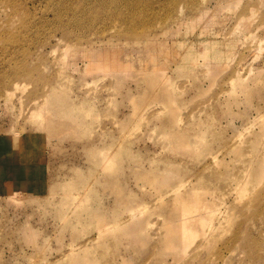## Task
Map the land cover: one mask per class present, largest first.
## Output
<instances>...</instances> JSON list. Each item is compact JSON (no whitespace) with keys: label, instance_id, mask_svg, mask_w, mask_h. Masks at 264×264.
Wrapping results in <instances>:
<instances>
[{"label":"rangeland","instance_id":"obj_1","mask_svg":"<svg viewBox=\"0 0 264 264\" xmlns=\"http://www.w3.org/2000/svg\"><path fill=\"white\" fill-rule=\"evenodd\" d=\"M260 170L264 0H0V264H264Z\"/></svg>","mask_w":264,"mask_h":264},{"label":"bare ground","instance_id":"obj_2","mask_svg":"<svg viewBox=\"0 0 264 264\" xmlns=\"http://www.w3.org/2000/svg\"><path fill=\"white\" fill-rule=\"evenodd\" d=\"M234 2H235V5H236L237 2H238V0H234ZM262 2H263V1H262ZM230 3H231V2H230ZM251 12H252V11H251ZM108 58H110L109 54H108ZM108 58H107V59H108ZM106 61H108V60H106ZM104 63H105V61H103V63H102V60H99V61H98V64H99V65H98L97 67L99 68V70H102L101 67L104 65ZM111 66H113V65H111ZM111 66H109V68H111ZM25 70H26V69H25ZM30 70H32V69H29V71H30ZM21 71H22V69H21ZM29 71H27V72L29 73ZM17 72H18V71H17ZM27 72H26V73H27ZM33 72H34V71H33ZM21 73H24V72H21ZM14 88H15V87H14ZM262 171H264V170H262ZM262 171L260 170V172H261V178H264V172H262ZM262 173H263V174H262ZM259 174H260V173H259ZM205 178H207V177H205ZM261 178H260V179H261ZM245 183H246V182H245ZM248 183H249V182H248ZM246 184H247V183H246ZM249 189H250V188H249ZM173 192H174V191H173ZM247 193H248V191H247ZM245 195H247V194H245ZM248 197H249V196H248ZM248 199H249V198H248ZM249 201H250V200H249ZM69 210H70V209H69Z\"/></svg>","mask_w":264,"mask_h":264}]
</instances>
